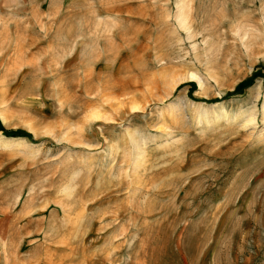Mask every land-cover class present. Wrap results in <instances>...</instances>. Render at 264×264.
I'll return each mask as SVG.
<instances>
[{
	"label": "rangeland",
	"instance_id": "rangeland-1",
	"mask_svg": "<svg viewBox=\"0 0 264 264\" xmlns=\"http://www.w3.org/2000/svg\"><path fill=\"white\" fill-rule=\"evenodd\" d=\"M0 123V264H264V0H0Z\"/></svg>",
	"mask_w": 264,
	"mask_h": 264
},
{
	"label": "trees",
	"instance_id": "trees-1",
	"mask_svg": "<svg viewBox=\"0 0 264 264\" xmlns=\"http://www.w3.org/2000/svg\"><path fill=\"white\" fill-rule=\"evenodd\" d=\"M252 82H253V79H251L250 82L247 83V84L245 85V87L250 86V85L252 84ZM190 85H191V87H194V83H191ZM228 95H229V94L225 95V96L223 97V99L227 98ZM0 131L3 132V133H4L6 136H8V137H9V136H11V137L21 136V135H16L14 131L7 130V129L3 128V127L1 126V123H0Z\"/></svg>",
	"mask_w": 264,
	"mask_h": 264
}]
</instances>
